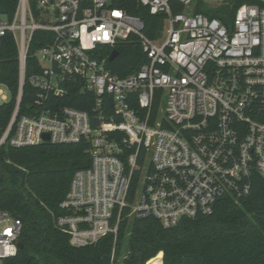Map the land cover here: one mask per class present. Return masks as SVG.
<instances>
[{"label":"built area","instance_id":"obj_1","mask_svg":"<svg viewBox=\"0 0 264 264\" xmlns=\"http://www.w3.org/2000/svg\"><path fill=\"white\" fill-rule=\"evenodd\" d=\"M138 1L164 18L156 38L112 0H18L0 16V48L11 33L19 59L0 147L89 143L91 163L75 171L55 219L74 247L110 232L116 239L124 218L169 228L210 215L224 198L249 196L256 175L264 179V0ZM37 30L53 37L35 53V96L19 115ZM121 43L139 44L146 57L126 75L109 65ZM76 89L91 97V112L62 102ZM11 97L0 81V105ZM21 232L20 219L0 210V264L18 254ZM128 256L117 259L114 246L112 264Z\"/></svg>","mask_w":264,"mask_h":264},{"label":"trees","instance_id":"obj_2","mask_svg":"<svg viewBox=\"0 0 264 264\" xmlns=\"http://www.w3.org/2000/svg\"><path fill=\"white\" fill-rule=\"evenodd\" d=\"M17 2L0 0V16L12 15ZM112 6L141 17L144 31L151 38H156L164 26L163 16L151 14L138 0H112ZM52 37L45 30L33 35L19 115L30 110L27 107L35 96L36 90L28 80L40 69L35 53ZM118 50L119 56L109 65L119 75L138 70L146 60L137 43H121ZM0 81L8 85L12 95L9 102L0 105L1 139L12 119L19 89L18 48L11 33L2 39ZM62 102L92 111L89 94L77 89ZM88 148L86 141H45L20 147L5 143L0 147V210L20 219V240L24 243L15 257L5 259L3 264H112L114 246L117 259L129 252L124 260H116L117 264H146L160 250L165 251L163 260L155 258L149 264H264V179L259 175L254 177L249 196L239 202L224 198L210 215L184 219L169 228L154 217L124 218L116 239L110 232L94 244L74 247L55 219L63 213L60 202L75 171L91 163ZM136 187L134 182L129 200ZM128 212L126 209L124 215Z\"/></svg>","mask_w":264,"mask_h":264},{"label":"water","instance_id":"obj_3","mask_svg":"<svg viewBox=\"0 0 264 264\" xmlns=\"http://www.w3.org/2000/svg\"><path fill=\"white\" fill-rule=\"evenodd\" d=\"M118 56H119V51H118V50H113L112 53H111V55H110V61L115 60ZM44 137H45V139H47V140L50 138L49 134H45ZM18 247H19V249L24 248V243H23L22 240H20V241L18 242ZM164 256H165V251H164V250H160L155 256L149 258V259L147 260V263H146V264H149V263H150L152 260H154L155 258H159V259L162 261L163 258H164Z\"/></svg>","mask_w":264,"mask_h":264},{"label":"rangeland","instance_id":"obj_4","mask_svg":"<svg viewBox=\"0 0 264 264\" xmlns=\"http://www.w3.org/2000/svg\"><path fill=\"white\" fill-rule=\"evenodd\" d=\"M54 21V19H53V17H52V21L51 22H53ZM165 105V104H164ZM163 264V263H162Z\"/></svg>","mask_w":264,"mask_h":264},{"label":"snow or ice","instance_id":"obj_5","mask_svg":"<svg viewBox=\"0 0 264 264\" xmlns=\"http://www.w3.org/2000/svg\"><path fill=\"white\" fill-rule=\"evenodd\" d=\"M117 15H118V13H117Z\"/></svg>","mask_w":264,"mask_h":264}]
</instances>
